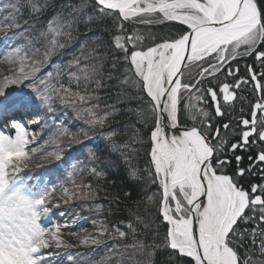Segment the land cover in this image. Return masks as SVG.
Masks as SVG:
<instances>
[{"label":"snow or ice","instance_id":"obj_1","mask_svg":"<svg viewBox=\"0 0 264 264\" xmlns=\"http://www.w3.org/2000/svg\"><path fill=\"white\" fill-rule=\"evenodd\" d=\"M0 7L16 14L25 9L31 19H13L8 26L18 32L31 29L43 49L39 59L14 49L19 75L0 82V97H6L8 85L28 81L20 103L0 102V121L16 130L15 136L0 134V264H86L61 255L71 245L63 240L62 226L49 219L59 207L54 189H41L18 175L28 156L29 133L15 112L41 105L52 112L53 97L71 104L90 128L100 130L107 148L129 164L133 179L140 175L130 160L143 145L141 130L151 119L147 178L162 189L158 211L165 230L146 237L151 243L131 245L147 264H264V0H8ZM124 22L174 23L188 30L160 38L115 34L125 31ZM109 23L111 46L119 56H113L105 75L99 50L85 55L84 49L92 37L108 33ZM145 39L151 46L143 45ZM63 53L70 59L51 63ZM94 55L96 63H83ZM241 59L252 63L241 66ZM189 65L199 68L196 77L185 76ZM45 66L50 70L37 79ZM65 73L74 83L65 86L60 80ZM249 86L255 94L250 111L245 115L241 108L239 118L233 117L234 105L246 102L238 93ZM101 91L113 101L103 109L90 104ZM181 116L190 126L181 124ZM123 195L127 199L132 193ZM108 203L121 201L117 195ZM120 223L133 237L147 227L135 213ZM98 235L126 238L129 232L101 221ZM101 242L90 238L93 246Z\"/></svg>","mask_w":264,"mask_h":264},{"label":"trees","instance_id":"obj_2","mask_svg":"<svg viewBox=\"0 0 264 264\" xmlns=\"http://www.w3.org/2000/svg\"><path fill=\"white\" fill-rule=\"evenodd\" d=\"M1 4V1H0ZM20 23L23 20L31 19L28 12L21 8L20 13L16 14ZM125 31L123 33L117 32L122 36L131 35L133 32L143 34H155L157 38L170 37L173 33L180 31H187L186 29L179 28L178 24L167 23L155 26H146L136 24L133 22H124ZM112 25H107L108 33H100L98 37H92L91 42L85 47L84 54L88 55L93 48L99 50V56L103 57V72L106 75L108 68H110L111 60L113 56H119V52L111 46V40L113 33L111 32ZM83 31V29H81ZM32 32L31 29L27 32H22L29 38L32 43L29 44L28 53L30 56L40 58V52L43 49L39 44L33 41V36L29 35ZM143 45L151 46V42L147 39L143 41ZM39 49V52L36 51ZM243 50V49H241ZM79 54V53H77ZM70 59L69 53H63L58 57H53L51 60L52 64H62ZM97 59L94 55L90 61H84L83 63H96ZM241 66L245 63H252L251 59H241L238 61ZM28 70L27 68L25 69ZM50 69L44 67L39 73H37V79L42 78L46 71ZM71 71H76L75 68ZM199 68L195 65H189L185 76L188 78L196 77ZM243 74V67L241 68ZM19 75V74H18ZM31 79V77L29 78ZM60 80L65 86L74 83L69 80L67 73L60 77ZM220 81H224V77H220ZM232 83V79L228 78L226 81ZM215 83V82H214ZM28 81L21 84L10 85L6 90L7 98L3 100L5 106H12L13 104L20 103L24 96L28 94L27 91ZM34 87L36 85H33ZM94 87V85H90ZM75 91L76 89L73 88ZM82 91V90H81ZM251 93V86L248 87L247 91L238 93L246 98L244 104L237 102L232 111L233 117L239 118L240 109L243 108L245 115L250 111V104L248 102H254V95ZM83 94V92H82ZM109 93L99 92V100H92L90 104L98 103L100 108L103 109L105 104H111L113 101L110 98ZM147 98L145 97V100ZM1 101V100H0ZM8 101V103H7ZM85 107L89 105H84ZM52 112L41 105L39 109L33 107L27 112L32 113L36 117H40L44 121L47 131L54 132L56 139L60 142L62 151L59 162H57V169L55 170L56 175L54 178L64 179L67 176V180L70 182L73 191L77 197L84 196L85 199L77 200L74 204V212L80 214V223L83 227L98 226L101 221L107 224L111 228L115 224H120L121 230L129 232V236L126 238H107L99 235L101 239L100 249L105 251L106 249H116L115 253L119 254V261L115 259L114 264H147L146 257L138 253L134 248L131 247L136 240L145 241L151 243L150 240H146L149 235L154 236V230L158 229L160 234L164 232V221L159 219L158 201L161 198L162 189L158 184H153L147 178V170L150 168V157L148 156V130L151 127L152 121L149 119L148 123L141 130L143 145L138 146V154L131 158L130 165L139 170L140 178L133 179L129 177L128 168L129 164L125 163L123 157L118 153H114L107 148V144L99 136L100 130L98 128H90L86 123V118L78 116L75 108L68 103H62L58 98L53 97L51 102ZM227 118V117H226ZM122 119V118H117ZM220 122V121H218ZM86 134V135H85ZM130 135V133H129ZM118 142L120 138L118 137ZM97 154V159L93 160L91 152ZM95 168L97 172L103 173L102 176L93 175L92 169ZM55 174V173H54ZM97 192L95 197H90L91 192ZM131 192V198H125L123 193ZM109 193L111 195H106ZM119 196L121 203L117 206L115 204L109 205L108 201ZM76 197V198H77ZM152 197V200L148 198ZM97 205L102 206L101 211H97ZM138 215L145 223L147 227L138 228L137 235L133 237L131 232L120 222L126 223L128 219L132 218V214ZM95 222V223H94ZM100 250V251H101ZM104 253V252H103Z\"/></svg>","mask_w":264,"mask_h":264},{"label":"rangeland","instance_id":"obj_3","mask_svg":"<svg viewBox=\"0 0 264 264\" xmlns=\"http://www.w3.org/2000/svg\"><path fill=\"white\" fill-rule=\"evenodd\" d=\"M0 1V5L8 3V0ZM13 19L16 23H20L16 13L0 7V82H3L5 76L13 77L14 74H19L20 60L11 55L14 49L19 48L30 56L28 53L29 38L22 32H18L16 28L8 26ZM6 91L8 92V90ZM6 99L8 97L4 99L0 97V102ZM15 116L21 119L29 133V143L25 149L28 156L21 165L18 175L26 182L39 186L41 189H54L52 197L55 198V203L59 207L53 209L49 219L62 226L63 240L67 245H71V247L63 248L61 255L70 254L80 257L86 261V264H114L115 259L119 261L118 253L109 252L111 248L102 251L101 244L99 246L91 245L90 238L92 236L99 239V228L96 225L83 227L80 223V214L74 212L75 202L83 200L85 197L75 195L72 186H70V182L73 180L69 182L67 176L62 180L54 178L62 151L56 134L53 131L49 133L44 121L25 109L17 110ZM15 133L16 130L7 121H0V134L15 136ZM24 164L27 166L24 167ZM66 224L67 226H65ZM46 226L49 225L46 224ZM86 238H89V243L83 242ZM61 264H67V262L61 261Z\"/></svg>","mask_w":264,"mask_h":264},{"label":"flooded vegetation","instance_id":"obj_4","mask_svg":"<svg viewBox=\"0 0 264 264\" xmlns=\"http://www.w3.org/2000/svg\"><path fill=\"white\" fill-rule=\"evenodd\" d=\"M178 25H179V24H178ZM179 28H182V29H186V30H188V29H187V26H183V25H179ZM217 122H218V121H217ZM190 123H191L190 121L184 119V117L181 116V124H187V125L190 126ZM238 154H242V153H238Z\"/></svg>","mask_w":264,"mask_h":264}]
</instances>
